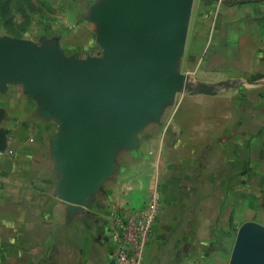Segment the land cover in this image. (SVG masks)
<instances>
[{
  "label": "crops",
  "instance_id": "obj_1",
  "mask_svg": "<svg viewBox=\"0 0 264 264\" xmlns=\"http://www.w3.org/2000/svg\"><path fill=\"white\" fill-rule=\"evenodd\" d=\"M195 3L182 99L118 152L84 205L64 199L57 120L20 82L0 88V264H112L107 216L143 211L155 184L161 212L142 264H231L239 234L264 244V0ZM68 28L57 24L52 42L79 56L85 27L75 24L76 38Z\"/></svg>",
  "mask_w": 264,
  "mask_h": 264
},
{
  "label": "water",
  "instance_id": "obj_2",
  "mask_svg": "<svg viewBox=\"0 0 264 264\" xmlns=\"http://www.w3.org/2000/svg\"><path fill=\"white\" fill-rule=\"evenodd\" d=\"M193 1L105 0L92 14L103 28L101 57L66 56L56 41L37 47L0 39V88L20 82L62 128L54 153L63 162L68 203H87L121 148H133L135 135L174 102ZM6 134L0 129V151ZM231 264H264V244L239 234Z\"/></svg>",
  "mask_w": 264,
  "mask_h": 264
},
{
  "label": "rangeland",
  "instance_id": "obj_3",
  "mask_svg": "<svg viewBox=\"0 0 264 264\" xmlns=\"http://www.w3.org/2000/svg\"><path fill=\"white\" fill-rule=\"evenodd\" d=\"M104 1L105 0H0V39H21L33 42L37 47H40L43 43L51 45L52 41H54L51 37H54L55 35L53 34V36H51V34L56 30L57 24L62 22L63 24H66V26L71 27L67 29V33H65L64 36L67 37L68 35L69 37L73 36V38H76L74 36V26L77 22H79L85 27L84 39H86L89 45L84 47V50L78 49V54H85L83 52H89L91 49L102 50L99 46L98 35L103 28L92 16V14L94 9ZM195 2L196 0L193 1L192 10L195 9ZM190 20L191 22L193 20L192 11ZM54 26L55 28L51 29V27ZM58 36L59 35H57V37ZM187 39L188 33L186 44ZM56 40L58 39L56 38ZM68 43L75 44L76 39H73V41L68 40ZM186 44L184 52L178 60L176 71L174 73V77L178 79L179 82L182 81L181 78L184 74L181 64L184 54L188 51ZM102 53L103 52L101 51V55L96 57H101ZM193 65L194 62H192L190 69L194 67ZM180 83L181 86L177 91L174 100L176 102L182 99V82ZM164 105L166 106L167 103ZM149 123L150 121L148 124ZM140 133L141 132L137 133L134 138L139 136ZM6 140H8V133L6 134ZM124 149L127 148H121V150Z\"/></svg>",
  "mask_w": 264,
  "mask_h": 264
},
{
  "label": "built area",
  "instance_id": "obj_4",
  "mask_svg": "<svg viewBox=\"0 0 264 264\" xmlns=\"http://www.w3.org/2000/svg\"><path fill=\"white\" fill-rule=\"evenodd\" d=\"M100 49L79 53L78 57H96ZM5 150L0 152V182L1 161ZM161 212L160 192L157 184L149 194L147 206L141 212L118 210L113 207L106 218L107 242L112 248L109 261L112 264H142L145 249L152 235V225Z\"/></svg>",
  "mask_w": 264,
  "mask_h": 264
}]
</instances>
